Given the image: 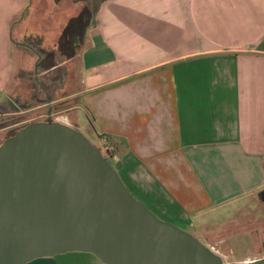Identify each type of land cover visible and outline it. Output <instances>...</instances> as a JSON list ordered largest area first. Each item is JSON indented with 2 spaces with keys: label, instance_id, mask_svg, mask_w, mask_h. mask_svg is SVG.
I'll return each mask as SVG.
<instances>
[{
  "label": "crops",
  "instance_id": "crops-1",
  "mask_svg": "<svg viewBox=\"0 0 264 264\" xmlns=\"http://www.w3.org/2000/svg\"><path fill=\"white\" fill-rule=\"evenodd\" d=\"M42 2L50 0H0V135L22 113L12 100L34 82L33 55L19 41L54 29L33 22ZM93 8L76 52L78 92L95 131L126 148L116 157L122 182L224 263L264 258V0H94ZM52 11L64 27L70 8ZM239 237L245 254L230 261ZM27 264L104 263L67 252Z\"/></svg>",
  "mask_w": 264,
  "mask_h": 264
},
{
  "label": "water",
  "instance_id": "water-1",
  "mask_svg": "<svg viewBox=\"0 0 264 264\" xmlns=\"http://www.w3.org/2000/svg\"><path fill=\"white\" fill-rule=\"evenodd\" d=\"M67 252L104 264H226L136 199L83 132L47 118L0 142V264Z\"/></svg>",
  "mask_w": 264,
  "mask_h": 264
},
{
  "label": "flooded vegetation",
  "instance_id": "flooded-vegetation-1",
  "mask_svg": "<svg viewBox=\"0 0 264 264\" xmlns=\"http://www.w3.org/2000/svg\"><path fill=\"white\" fill-rule=\"evenodd\" d=\"M74 3L83 2V6L77 13L70 15L62 29L50 32H29L23 35L19 44L29 50L33 56V66L30 71L34 82L24 96L18 95L12 100L11 106L18 108L22 113L18 116L17 124L8 126L0 135V142L14 135L25 125L47 118L69 123L72 126V117L79 109L75 105H69L74 92H68L77 84L75 78H80L77 68V50L83 44L87 28L91 24L92 13H89V0H72ZM55 38H51L54 37ZM52 62L53 66L43 70ZM53 100H58L51 104ZM38 104L46 106L38 110H32ZM67 104V105H66ZM76 109V110H75ZM70 120V121H68Z\"/></svg>",
  "mask_w": 264,
  "mask_h": 264
},
{
  "label": "rangeland",
  "instance_id": "rangeland-1",
  "mask_svg": "<svg viewBox=\"0 0 264 264\" xmlns=\"http://www.w3.org/2000/svg\"><path fill=\"white\" fill-rule=\"evenodd\" d=\"M49 4H51V0L48 3V5ZM87 4H88L89 13L91 14L93 9H94L93 8L94 0H89V2ZM48 5L46 6L45 2H42L41 4H39V7H38L39 13L36 14V17L33 20V22H35V25L38 24V26H40L43 31L48 30L47 27L50 26L51 28L53 27L54 29H57L56 30L57 33L62 28V24L59 23L60 20L58 18H54V13L52 11L54 8L56 10H58L60 8H62V9H69L70 8V14L72 15V14H75V12L77 13L82 7L83 8L85 7V6H83V2L82 3L81 2L74 3V2H72V0H57V7H54V8H51V5L50 6H48ZM45 10L51 11L52 17L45 16L47 14L45 12ZM65 17L66 18H65L64 23H66V20H68L70 18V16L65 14ZM23 51H24V53L32 54L29 50H26L24 48H23ZM33 59H34V56L31 59L30 64L27 63L28 67L30 66L31 70H32V66H33ZM75 79L77 80V84L75 86H72L73 87L72 89L68 90V92H72V93L74 92L75 94H74V96L70 97V100L68 103H69V105H77L80 108L79 109L76 108L78 110L75 113V119L72 117L71 122L76 124L77 128L88 137V139L99 149V151L102 154L108 155V157H109L108 159H109L110 163L112 164L114 169H116V166H117L116 160L118 158V153H120V155H122L126 151V148H121V151L118 150V148L115 146L113 140H111V138H108V136L111 137L110 134H105V133L99 134L95 131L94 128H96V125H95V123L92 125V123H91L92 118H91L90 114H88V111L86 110V108L83 106V99L81 96L82 94L78 92L81 88V85L79 83L80 78H75ZM85 112L87 113L86 116H85ZM68 121H70V120H68ZM119 158H120V156H119ZM189 230L190 229L185 230V231H189ZM198 239L200 242L205 243L203 241L202 237H199ZM245 244H246V238L245 237H239L236 239L235 244H234L235 250L231 254L232 256L230 258L231 259L230 261H235V259H239L240 257H242L245 254V250H246Z\"/></svg>",
  "mask_w": 264,
  "mask_h": 264
},
{
  "label": "built area",
  "instance_id": "built-area-1",
  "mask_svg": "<svg viewBox=\"0 0 264 264\" xmlns=\"http://www.w3.org/2000/svg\"><path fill=\"white\" fill-rule=\"evenodd\" d=\"M102 155H104L107 159L109 158L107 154H106L107 156H106L105 154H102ZM108 160H109V159H108Z\"/></svg>",
  "mask_w": 264,
  "mask_h": 264
},
{
  "label": "trees",
  "instance_id": "trees-1",
  "mask_svg": "<svg viewBox=\"0 0 264 264\" xmlns=\"http://www.w3.org/2000/svg\"><path fill=\"white\" fill-rule=\"evenodd\" d=\"M103 136H104V135H103ZM107 136H108V135H107ZM108 138H111V137L108 136ZM111 140H112V138H111ZM113 142H114V141H113ZM114 144H115V143H114Z\"/></svg>",
  "mask_w": 264,
  "mask_h": 264
}]
</instances>
